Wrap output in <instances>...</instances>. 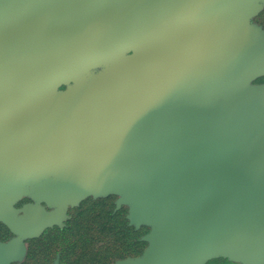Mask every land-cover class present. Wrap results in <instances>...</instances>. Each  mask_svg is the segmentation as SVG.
<instances>
[{
    "label": "water",
    "instance_id": "95a60500",
    "mask_svg": "<svg viewBox=\"0 0 264 264\" xmlns=\"http://www.w3.org/2000/svg\"><path fill=\"white\" fill-rule=\"evenodd\" d=\"M252 1L0 0V220L34 234L55 218L11 207L39 177L59 175L37 193L58 203L110 181L155 216L141 264L264 260V87L210 103L264 72V42L229 39Z\"/></svg>",
    "mask_w": 264,
    "mask_h": 264
},
{
    "label": "rangeland",
    "instance_id": "374dc122",
    "mask_svg": "<svg viewBox=\"0 0 264 264\" xmlns=\"http://www.w3.org/2000/svg\"><path fill=\"white\" fill-rule=\"evenodd\" d=\"M250 6L254 8L252 12L242 10L227 15L235 20L229 33L232 44L241 45L248 38H252L256 44L264 42V0H253ZM107 67L109 64L91 66L82 73L81 78L98 74ZM74 84L75 81L69 79L56 86L54 92H64ZM261 87H264V72H247L241 90L229 89L224 93L222 89L215 87L210 103L217 106L229 104L242 91ZM241 153L239 150L233 157L236 158ZM58 176L45 175L35 181H28L17 189L11 205L17 215L24 216L26 207L31 206L44 213H54L55 218L34 234L14 231L0 220V250L9 252L5 259L0 260V264H141L156 233L155 216L147 212L135 216L134 203L124 201L120 185L110 181H106L100 190L91 191L83 198H69L63 203L37 194L40 187ZM100 198L107 200L97 203L96 200ZM121 205L126 208L128 225L136 231L122 232L118 220L116 222L115 219L107 218L108 210L112 208L114 212ZM102 225L111 229L102 232ZM138 240L144 242L141 250L140 245H137L134 255L113 259L119 246ZM203 264L243 262L230 256L215 255L206 259Z\"/></svg>",
    "mask_w": 264,
    "mask_h": 264
},
{
    "label": "trees",
    "instance_id": "16d2710c",
    "mask_svg": "<svg viewBox=\"0 0 264 264\" xmlns=\"http://www.w3.org/2000/svg\"><path fill=\"white\" fill-rule=\"evenodd\" d=\"M106 200H107V198H100V199H97L96 202L97 203H103ZM125 214H126V208L123 205H121L114 212H113V209L111 208L110 210H108L106 215H107L108 219H115L116 222L118 220V224H120V227H121L120 231H122V232H124V231H133V232L136 231L132 226L128 225L129 221H128ZM102 226H103L101 229L102 232L109 231L111 229V228L107 227L106 225H102ZM143 244H144V242H142L140 240H138L134 243L127 244V245L122 244L121 246H119L117 251L114 253L113 259L124 258V257L129 256V255H134L136 252L137 245H140L139 248L141 250Z\"/></svg>",
    "mask_w": 264,
    "mask_h": 264
},
{
    "label": "crops",
    "instance_id": "0c3cea01",
    "mask_svg": "<svg viewBox=\"0 0 264 264\" xmlns=\"http://www.w3.org/2000/svg\"><path fill=\"white\" fill-rule=\"evenodd\" d=\"M256 264H264V260H259Z\"/></svg>",
    "mask_w": 264,
    "mask_h": 264
}]
</instances>
